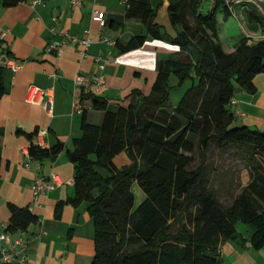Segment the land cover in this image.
<instances>
[{
	"label": "trees",
	"instance_id": "trees-1",
	"mask_svg": "<svg viewBox=\"0 0 264 264\" xmlns=\"http://www.w3.org/2000/svg\"><path fill=\"white\" fill-rule=\"evenodd\" d=\"M21 1L4 4L11 7ZM153 2L128 0L122 20L112 26L121 28L125 20H137L150 36L160 39ZM169 3L171 25L179 28L172 38L178 51L159 61L151 92L135 90L126 97L127 104L115 106L97 94H86L92 107L105 113L104 121L91 124L84 112L82 136L67 151L76 169L75 196L67 202H88L94 222L91 264H221L225 241L246 242L239 223L253 229L254 249L264 247V130L236 125L232 105L238 88L255 93L254 80L264 74V0ZM239 12L257 38L250 43V38L241 37L234 51L226 52L220 40L221 18ZM146 39L139 35L117 46L126 52L143 46ZM171 76L178 79V87L187 79L193 81L176 107L169 105ZM5 92L0 71V98ZM212 143L247 162L245 183L226 190L228 203L222 200L226 174L218 176L208 160ZM63 149L62 143L50 149L32 143L29 155L56 157ZM123 152L130 162L118 167L115 158ZM1 162L0 154V168ZM135 184L145 193L140 204ZM65 203L60 202L57 210ZM10 208L11 233L25 232L39 220L29 208Z\"/></svg>",
	"mask_w": 264,
	"mask_h": 264
},
{
	"label": "crops",
	"instance_id": "crops-1",
	"mask_svg": "<svg viewBox=\"0 0 264 264\" xmlns=\"http://www.w3.org/2000/svg\"><path fill=\"white\" fill-rule=\"evenodd\" d=\"M169 4V0L153 2L162 30L161 38L154 39L137 20H125L121 28L112 26L125 15V0H83L80 7H73L69 0H24L7 7L0 0V71L6 88L0 98V224L9 225L12 205L29 208L38 216V222L27 231L11 233L12 240L26 241L28 257L24 264L92 263L95 229L89 204L67 202L75 196L76 171L67 151L82 136L83 113L94 125L103 123L105 113L92 107L86 95L89 93L76 85L75 78L78 74L103 73L104 87L90 93L106 98L112 106L122 104L119 100L135 90L148 95L159 61L178 51L172 38L179 28L171 25ZM94 9L108 19L105 26L93 19ZM226 22L227 34L235 39L232 33L236 23L226 17L221 18L220 34ZM67 33L79 40L89 37L92 42L85 46L68 40ZM139 35L147 36L143 46L126 52L117 46V42L126 44ZM54 42L63 43L61 55L47 50ZM11 60L22 65L16 73L7 67ZM170 82L176 86L178 79L171 76ZM254 83L255 93L242 88L235 92V124L264 130V75L256 76ZM32 86L44 91L39 103L28 101ZM49 101L53 104L51 112L45 107ZM32 143L46 149L62 143L64 149L56 157L36 159L29 155ZM53 176L61 183L35 201L32 186L36 179ZM60 202L66 203L58 211ZM238 230L246 242L225 241L220 247L221 264H264V247L256 250L251 245L253 229L239 223Z\"/></svg>",
	"mask_w": 264,
	"mask_h": 264
},
{
	"label": "built area",
	"instance_id": "built-area-1",
	"mask_svg": "<svg viewBox=\"0 0 264 264\" xmlns=\"http://www.w3.org/2000/svg\"><path fill=\"white\" fill-rule=\"evenodd\" d=\"M69 1L73 7H80L83 4V0H69ZM237 1L242 2L243 0H237ZM125 2L127 3L128 0H125ZM92 17L101 26L106 25V17L104 16V13L102 11L94 9L92 12ZM236 18L238 19L239 26L241 28V35L238 38V40L241 37H247L250 38L249 42L252 43V38L253 39L257 38L256 34L254 35L247 29L246 20L241 12H239L236 15ZM66 38L68 40H76L84 44L85 46H88L92 42L89 37L79 40L75 37H72L68 33L66 34ZM47 50L49 52L55 51L58 55H61L63 53V43L54 42L48 47ZM7 67L10 68L14 73H16L19 69L22 68V65L16 61L11 60L7 63ZM75 83L77 86L81 87L83 90H85L88 93H90L92 90L99 92L105 85V75L103 73L78 74L75 78ZM43 95H44V91L42 89L36 86H32L29 90L28 101L31 103H39ZM235 103L236 102L233 99L232 105L234 106ZM45 107L49 112H51L53 108L52 102L51 101L47 102L45 104ZM43 132L44 131H40L39 134ZM60 183H61L60 180L56 176H53L52 178L39 177L38 179H36V181L32 186V191L34 194L35 201H37L42 194L54 190ZM3 227L4 229L1 230V228ZM26 246L27 244L24 238L12 240L11 232L7 230L6 226L0 224V264H24L27 261V257H28L26 252Z\"/></svg>",
	"mask_w": 264,
	"mask_h": 264
},
{
	"label": "rangeland",
	"instance_id": "rangeland-1",
	"mask_svg": "<svg viewBox=\"0 0 264 264\" xmlns=\"http://www.w3.org/2000/svg\"><path fill=\"white\" fill-rule=\"evenodd\" d=\"M248 0H243L241 3H245ZM253 3V0H250ZM257 1V3L262 2V0H255ZM228 20L232 22L235 21V26H236V31H234L233 36H236L235 39H231L229 34H227V28L229 27L228 22L225 23V26L223 25V29L221 31L220 34V40L224 43V49L226 52H233L234 50V45L236 43L237 36L241 35V28L239 26V21L234 17L231 16L228 18ZM247 29L250 32H253V30L251 29L250 26H247ZM254 34V33H253ZM255 35V34H254ZM264 75V74H262ZM192 81V79H187L186 83L182 86V87H178V84L174 87V85L171 83V86L173 87L170 91V96H169V105L170 106H174L176 107L178 105V103L180 102L182 96L185 94L186 90L188 88L191 87V85L193 83H190V81ZM193 82V81H192ZM178 83V82H177ZM186 88V89H185ZM185 89V91L183 92V95H181L180 99H178L177 97L179 96V94H181V90ZM122 104H127L128 100L125 99H120L119 100ZM119 155L120 158H117L115 160V163L118 167H122L125 164H128L130 162V158L128 156V154L126 152H123ZM196 156V162H195V166L198 165V160H197V154ZM208 160L210 162H213L215 167H217L218 169V176L223 174H226V178H224V182L226 183V187L223 191L224 193V197L222 198V200L226 203L230 202L231 199L228 196V194H226V190L229 187H232L234 189H236V187L242 183H245L246 178L245 175L248 171V167H247V162L245 159L238 157L228 151H221L218 149V147L216 146L215 143H212L211 148H210V153H209V158ZM218 186V184H217ZM239 187V186H238ZM134 192L136 195V203L140 204L142 202V200L145 198V193L144 191L140 188V186H138L137 184H135L134 186Z\"/></svg>",
	"mask_w": 264,
	"mask_h": 264
}]
</instances>
